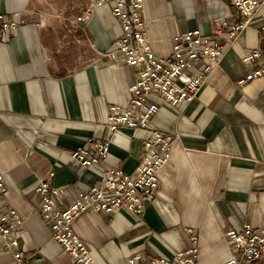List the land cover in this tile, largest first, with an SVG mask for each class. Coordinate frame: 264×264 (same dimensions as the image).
Wrapping results in <instances>:
<instances>
[{"label":"crops","instance_id":"1","mask_svg":"<svg viewBox=\"0 0 264 264\" xmlns=\"http://www.w3.org/2000/svg\"><path fill=\"white\" fill-rule=\"evenodd\" d=\"M91 0H0V15L25 20L14 31L0 25V173L3 202L23 220L19 250L29 264H76L51 238L38 210L37 183L65 189L63 204L87 190L99 170L71 159L89 138L109 141L103 165L135 170L148 129L107 126L108 108L125 106L138 67L114 49L121 28L110 6L93 7L87 23L76 19ZM239 15L229 0H144L147 42L169 58L174 37L192 29L211 34L215 19ZM259 48L253 64L241 57ZM264 61V5L250 25L226 45L219 64L195 99L180 106L160 102L149 129L173 136L170 157L158 171L154 199L136 215L85 211L73 222L98 264H125L131 254L171 256L199 241L200 264L229 256L224 232L264 218V77L238 83ZM0 264H19L0 241ZM253 264H264V260Z\"/></svg>","mask_w":264,"mask_h":264},{"label":"built area","instance_id":"2","mask_svg":"<svg viewBox=\"0 0 264 264\" xmlns=\"http://www.w3.org/2000/svg\"><path fill=\"white\" fill-rule=\"evenodd\" d=\"M77 21L87 23L93 7L109 5L111 14L118 20L121 33L114 41V49L104 54L115 58L119 53L128 66L138 67L129 85L127 105L108 108L107 126L111 132L120 127L148 129L142 152L135 170L131 173L103 165L108 155L109 141L93 138L87 144L73 149L70 157L77 164L99 170L98 179L87 190H76L67 204L62 199L65 189L53 185L49 179L37 183L34 191L39 197L38 210L56 241L76 264H98L87 246L73 230L74 220L85 211L112 213L119 207L139 215L144 204L154 199L158 185V171L170 157L173 136L149 129L151 118L159 103L171 106L192 102L207 77L219 64L224 48L234 42L238 34L250 23L254 12L264 0H229L239 19L234 15L215 19L211 34L192 29L174 37L169 58L157 57L151 50L144 31L142 11L144 0H91ZM25 20L16 16L12 20L0 15L1 31H14ZM262 56L259 48L245 53L241 60L253 64ZM264 77V61L248 72L238 83ZM6 193L4 176L0 173V241L10 251L16 262L29 264L19 250L23 233V220L12 206L3 202ZM188 244L171 256L148 257L142 251L128 256L125 264H200L199 241L196 231L184 228ZM229 256L221 264H253L264 260V218L258 225L243 223L239 228L224 232Z\"/></svg>","mask_w":264,"mask_h":264}]
</instances>
